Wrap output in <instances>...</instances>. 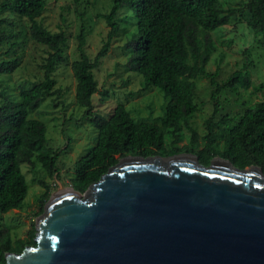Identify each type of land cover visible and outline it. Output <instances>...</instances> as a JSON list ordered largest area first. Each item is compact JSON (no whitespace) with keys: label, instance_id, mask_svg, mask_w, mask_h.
Segmentation results:
<instances>
[{"label":"trees","instance_id":"trees-1","mask_svg":"<svg viewBox=\"0 0 264 264\" xmlns=\"http://www.w3.org/2000/svg\"><path fill=\"white\" fill-rule=\"evenodd\" d=\"M126 8L134 11L138 27L135 38L127 45L132 52L127 66L143 77L146 90L160 89L169 99L166 114L159 119L161 125L135 122L124 104H119L108 118L93 113L92 99L98 92L94 71L120 31L116 15ZM45 10V0H0V16L10 13L28 20L31 38L48 48L42 82L24 90L20 101L2 94L1 215L20 210L27 199L29 185L22 164H35L38 160L51 171L59 159L58 152L47 147L46 125L30 117L47 99L61 94L56 88L55 73L66 61L67 36L64 32L50 31L39 21ZM249 10V27L257 35H264V0H251ZM229 17L224 14L220 0H114L111 12L103 16L110 27L107 41L93 61L86 53L85 37L80 35V58L72 65L77 82L76 100L88 110L99 135L96 146L75 163L72 182L76 190L98 182L118 164V156L122 154L145 158L174 155L176 149H169L168 145L171 143L175 147L183 140V126H188L191 133L193 150L203 146L197 152L201 164L209 166L214 158L221 157L237 168L258 166L264 172V102L247 111L235 125H232L234 119L229 118L209 123V134L202 138L189 126L199 110L194 100L197 78L210 77L215 94L232 87L240 79L236 74L220 85L215 74L207 73L215 49L211 33L227 25ZM13 39L14 35L0 34V44ZM16 47L17 43H12L4 55L15 56ZM2 57L0 54V59ZM21 63L19 56L0 60V75L13 74ZM35 238L36 230L32 229L26 239L13 242L9 228H0V264H6L9 253L21 254L28 247H35Z\"/></svg>","mask_w":264,"mask_h":264},{"label":"rangeland","instance_id":"rangeland-1","mask_svg":"<svg viewBox=\"0 0 264 264\" xmlns=\"http://www.w3.org/2000/svg\"><path fill=\"white\" fill-rule=\"evenodd\" d=\"M9 1L11 0H3ZM250 1L220 0L224 14L230 17L227 25L211 33L215 49L208 63L207 73L215 74L220 85L236 74L240 79L219 94H215L210 77L202 76L195 80L194 100L199 110L189 121V126L197 132L199 138L209 134V123L215 124L229 118L234 119L232 125H235L247 111L264 102V35H257L248 25L251 17ZM45 2L46 10L39 21L54 33L66 34V61L59 65L55 73L56 88L61 94L47 99L30 117L46 125L47 147L57 151L59 159L51 171L45 169L38 160H35V164H22L21 168L29 185L27 199L20 210L0 214V228H9L13 242L26 239L32 229H37V222L47 203L58 192L72 190L83 197L94 184L83 190H76L72 182L75 163L96 146L99 135L90 121L88 110L76 100L77 82L72 65L80 58L78 48L81 34L85 37V50L92 61L105 45L110 27L103 16L111 12L114 0ZM116 19L120 24V31L94 71L98 92L92 99L93 113L108 118L119 104H124L135 122L161 125L159 119L165 116L169 99L160 89L146 90L143 77L130 71L127 66L132 53L127 45L138 33L136 15L126 8L116 15ZM0 34L15 36V39L0 44V54L3 55L0 60L15 56L22 59L20 67L13 74L0 75L1 104L3 93L20 101L24 90L32 89L42 82L48 48L31 38L28 20L10 13L0 16ZM12 43H17L16 55L6 57L4 54ZM191 139L188 126H183V140L175 147L169 143V149H176L174 155L189 154L198 157L197 152L203 146L193 150ZM222 145L223 143L221 150ZM137 156L125 153L118 158L120 162ZM171 156L173 155L160 158Z\"/></svg>","mask_w":264,"mask_h":264},{"label":"water","instance_id":"water-1","mask_svg":"<svg viewBox=\"0 0 264 264\" xmlns=\"http://www.w3.org/2000/svg\"><path fill=\"white\" fill-rule=\"evenodd\" d=\"M6 264H264V172L217 157H128L58 192Z\"/></svg>","mask_w":264,"mask_h":264}]
</instances>
